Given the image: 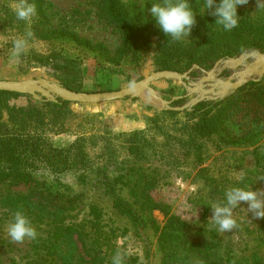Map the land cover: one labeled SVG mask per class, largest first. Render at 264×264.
<instances>
[{
  "label": "rangeland",
  "instance_id": "obj_1",
  "mask_svg": "<svg viewBox=\"0 0 264 264\" xmlns=\"http://www.w3.org/2000/svg\"><path fill=\"white\" fill-rule=\"evenodd\" d=\"M44 1L45 16L48 18L44 28L54 30V38L49 40L38 35L43 30V24L38 22L37 14L30 23L18 20L12 10L16 0H0V79L48 78L64 85L46 74L42 67H32V61H28L31 50L43 53L52 44L64 49L65 55L82 59L81 70L77 75L87 90L85 92L118 90L163 71L155 65L152 51L147 52L143 58L132 55L120 58L124 34L111 16L107 15L103 0ZM237 15L238 20L264 19V9L257 8V0H249L247 4L237 6ZM29 31L33 35L26 38L25 32ZM16 38H25L27 41L25 50L19 56L12 55L13 40ZM251 53L264 52L246 49L232 57L209 58L206 64L195 63L180 72H188L190 76L184 82L177 78L154 79L151 87L159 98L153 97L150 90H145L140 95L105 103H72L71 107L77 116L67 120L68 131L49 134L53 147L58 150L56 171L37 168L38 174H30L36 180L45 179L48 191L58 196L57 206H63L64 220L74 227L72 242L76 254L83 256V246H87L90 253L94 254L95 244L98 243L104 255L111 253L113 256L119 250L123 256L136 257L138 260L135 264H189L186 260L172 262L167 258L168 249L163 247L162 234L166 226L172 220L175 221L172 218L175 216L178 222L172 226L179 228V232L184 231L189 241L197 242L192 250L196 251L193 257L198 261L221 264V260H224L222 264H226L225 259L231 257L232 260H245L246 256L254 252L264 258V218H254L247 210V203L241 202L233 209L237 227L227 233H220L216 226L208 222L212 216L211 206L210 211L205 212L206 203H226L225 190L231 187H252L253 190L264 191V180L259 179L264 176V139L255 150L218 148L216 139H208L201 142L198 151L190 140L185 141L179 129V121H183L179 117L183 115L169 112L183 111L190 107L193 105L191 101L200 98L205 90L209 91L207 97L200 101L224 99L234 93L237 89L229 88L228 94L222 96L225 86L218 83L229 77L240 79L246 65L253 63L254 58H246L244 65L238 63ZM253 81H264V75ZM253 81H247L242 86ZM181 96L187 97L184 104L174 107L189 105L184 109L171 108L173 99ZM44 98L35 99L28 94L12 97L5 103L0 99V123L4 126L0 137H7L5 129L11 125L10 108L27 107L30 103L43 107ZM160 98L170 103L164 106ZM85 114H99L91 120H94L92 130L96 133H80L78 124L85 121ZM156 115H160L159 120L162 117L157 123L153 119ZM234 123L231 126L238 129L240 124L237 120ZM85 127L89 129V124L85 123ZM133 131H140V139L146 141L141 151L144 159L135 164L138 175L133 174L134 166H130L127 173L132 181V189L139 182V191L149 194L162 204L161 208L151 211L141 207L131 188L126 186L129 185L128 181H122L125 185L117 184V188H111L116 189L115 198H120L116 202L107 189L110 186L107 185L108 180L103 179L110 177L114 181L116 177L126 174L123 165L132 157L127 150V140L130 138L122 132ZM91 134L93 138L87 142L80 140V137H90ZM64 152L70 154L68 161L62 158ZM29 166L34 170L33 162H29ZM140 172L145 173L142 179L136 178ZM241 175L243 180L239 179ZM83 176L87 177V182L80 179ZM211 176L215 180L214 187H210L207 179ZM14 181L0 183V263L6 264L11 258H16L20 264H37L34 262L36 249L33 247L37 237L25 238L23 243H16L7 234V225L16 211L5 207L2 195L33 193L36 184L29 177ZM30 200L45 204L49 198L32 196ZM119 204H128L136 210L141 227H136ZM57 219L62 220L60 217ZM152 220H155L159 228L155 227ZM30 222L37 236L48 235L44 223L34 219ZM44 251L47 255L48 249L44 248ZM185 253L184 249L179 256ZM111 262L106 258L101 261L95 259V262L90 263ZM53 264H61V261Z\"/></svg>",
  "mask_w": 264,
  "mask_h": 264
},
{
  "label": "trees",
  "instance_id": "obj_2",
  "mask_svg": "<svg viewBox=\"0 0 264 264\" xmlns=\"http://www.w3.org/2000/svg\"><path fill=\"white\" fill-rule=\"evenodd\" d=\"M103 1L107 15L111 16L124 34L123 46L119 52L120 58L126 55L143 58L147 52L152 51L158 70L184 72L195 63L206 64L209 58L232 57L246 49H256L264 52V19L241 18L238 20L237 27L227 31L222 25L215 23L217 17L211 14V10L205 8V0H189L190 7L195 13L196 24L193 26L189 37L180 40H173L171 36H166L157 25L150 11H148L152 4L162 3V0ZM29 2L36 5L38 22L43 24V30L38 34L39 37L54 38V30L44 28L48 20L45 16L46 2L44 0H29ZM216 3L218 4L219 0H216ZM25 35L27 38V32H25ZM64 53V49L52 44L43 53H35L31 50L28 61H32V67H42L46 74L62 82L66 87L76 91H87L84 89L82 81L78 80L77 75L81 70L82 59L78 56L70 57ZM118 62L119 60L116 63ZM18 96H28V94L0 90V99L3 103L12 97ZM186 98V96H181L173 99V107L184 104ZM56 99V101H51L44 98L42 101L43 107L39 104L30 103L27 107L10 108L11 125L5 129L7 137H0V183L29 177L36 184L33 193L2 195L4 198L2 203L10 211L20 210L29 220H38V222H42L47 226V228L45 227L46 231L45 228L44 231L48 235L36 236L37 238L33 241V247L36 249V260L34 262H37V264H43V262L53 264L58 260L61 261V264H95L90 262H95V259L101 261L106 258L110 261L113 257L111 253L107 256L104 255L98 248V243L95 244L94 254L90 253L87 246H83L85 249L83 256L76 254L75 245L72 242L74 227L64 220L63 206H57V204L59 205L57 202L58 196L54 192L48 191L45 179L37 178L36 180L33 177L34 173L35 175L39 173V170H36L37 168H45L52 172L56 171L58 166L56 151L58 150L53 147L49 134L51 132L63 133L68 131L67 120L77 116L71 107L73 102L58 96ZM169 112L183 115L179 117L183 120L179 121V129L184 135L185 141L190 140L193 145H196L198 151L201 142L208 139H216L218 148H254L255 150L264 139V81H253L241 86L224 99L200 101L183 111L171 110ZM85 115V121L78 124L81 134L95 131L92 130L94 120H91L99 114ZM159 118L160 115H156L153 119L157 123L162 119V117L160 120ZM236 120L240 124L238 129L231 126V123L233 124ZM85 123L89 124L90 130L85 127ZM0 131L4 132L2 123H0ZM122 133L127 134L130 138L127 140V150L133 160L130 158L123 165L126 174L122 177H116L114 181L110 177L103 178L108 180L107 185L110 186L107 189L111 191L109 193L112 194L113 198L117 197L116 189L111 190V188H117L115 186L117 184L125 185L122 181H128L129 185L126 186L131 188L133 196L140 202L141 207L150 211L161 208L162 204L156 202L149 194L139 191L141 184L138 181V184L134 185L132 189V181L127 173L129 167L134 166L133 174H139L135 164L137 165L140 160L144 159L141 151H143L142 146L146 141L143 142V139H140V131ZM93 134L90 137L82 136L80 140L87 142L93 138ZM137 150L141 153H138ZM198 155H201V151ZM69 156V153L64 152L62 158L68 161ZM29 162L35 164L34 170H31L30 166L28 167ZM144 174V172H140V175L136 178L142 179ZM80 179L87 182L86 176ZM207 179L210 187H214V178L211 176ZM32 196L48 197L49 201L45 204L35 203L30 200ZM217 198H220V196ZM115 199L117 202L120 198ZM118 206L130 216L136 227L140 226L138 224L139 215L134 208L128 204H119ZM205 207V212L208 213L210 204L206 203ZM33 212L37 214L33 215ZM35 216L40 217V219H36ZM58 217L62 220H58ZM42 218L47 220H41ZM172 218L175 221L172 220L162 234L164 237L162 240L163 247L168 249L167 258L172 262L186 260L189 264H207L193 257L196 251L192 250V247L197 242L189 241V237L186 236L184 231L179 232V228L173 227L172 224L178 222V220L175 216H172ZM152 223L156 228H159L155 220H152ZM180 230H183V228H180ZM83 244L85 245V243ZM203 244H200V246ZM185 245L188 246L184 248ZM44 248L48 249L47 255L44 254ZM184 249L186 253L179 256ZM206 249L209 248L206 247ZM137 260L136 257L124 255L122 264H135ZM223 261L221 260V264ZM225 261L226 264H264V258L258 252L246 256L245 260H232L230 257ZM6 264H20V260L11 258ZM111 264H113V261Z\"/></svg>",
  "mask_w": 264,
  "mask_h": 264
},
{
  "label": "clouds",
  "instance_id": "obj_3",
  "mask_svg": "<svg viewBox=\"0 0 264 264\" xmlns=\"http://www.w3.org/2000/svg\"><path fill=\"white\" fill-rule=\"evenodd\" d=\"M249 0H205V8L211 10V14L217 17L215 23L222 25L227 31L238 26L237 6L245 5ZM215 7L213 8V6ZM257 8L264 9V0H257ZM18 20L31 22L37 14L36 5L29 0H16L12 9ZM155 18L157 25L166 36L173 40L189 37L193 26L196 24L195 13L190 7L189 0H162V3H154L148 9ZM31 31L27 36L31 37ZM25 38L13 40V56H19L26 48ZM243 180V176L239 177ZM264 180V176L259 178ZM226 203H212V216L208 222L218 228L220 233H227L237 227L233 218V209L241 202L247 203L248 212L254 218H264V191L253 190L252 187H231L225 192ZM7 234L13 242L23 243L25 238L35 239L37 232L31 225L29 218L20 210L13 214L12 221L7 225ZM113 264H122L123 254L118 250L112 257Z\"/></svg>",
  "mask_w": 264,
  "mask_h": 264
},
{
  "label": "water",
  "instance_id": "obj_4",
  "mask_svg": "<svg viewBox=\"0 0 264 264\" xmlns=\"http://www.w3.org/2000/svg\"><path fill=\"white\" fill-rule=\"evenodd\" d=\"M246 58H254V62L250 65H246V70L243 71L242 76L238 80H233L232 77H229L227 80H220L218 84H222L225 89L222 90V96L228 94V89H238L247 81L257 80L258 77L264 75V53H251L248 54L243 60L239 61L238 64L244 65ZM191 71V70H189ZM189 74L180 73L170 70H163L155 72L149 77L135 82L131 85L125 86L118 90L112 91H98V92H85V91H76L66 86L62 85L59 82H56L48 78H30V79H0V90L18 92L23 94H29L35 99H40L45 97L49 100L56 101V97H61L64 100L75 102V103H86V104H99L109 101H114L122 99L126 96H136L143 93L145 90H150L151 94L155 98H159L156 92L152 89L151 83L154 79L158 78H177L184 82L185 79H189ZM186 85V84H185ZM209 91L205 90L200 98H195L191 101V104H195L200 100L205 99L206 93ZM177 98V97H176ZM161 99V98H160ZM163 105L166 106L170 102H166L161 99ZM189 104L182 107H171L173 109H184Z\"/></svg>",
  "mask_w": 264,
  "mask_h": 264
}]
</instances>
